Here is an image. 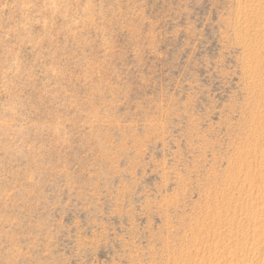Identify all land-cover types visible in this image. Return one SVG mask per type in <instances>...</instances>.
<instances>
[{
	"label": "rangeland",
	"instance_id": "374dc122",
	"mask_svg": "<svg viewBox=\"0 0 264 264\" xmlns=\"http://www.w3.org/2000/svg\"><path fill=\"white\" fill-rule=\"evenodd\" d=\"M0 264H264V0H0Z\"/></svg>",
	"mask_w": 264,
	"mask_h": 264
}]
</instances>
